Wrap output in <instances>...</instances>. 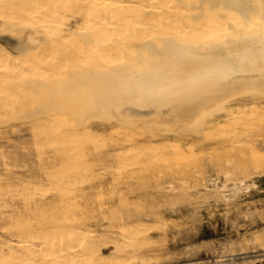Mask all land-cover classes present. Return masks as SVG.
<instances>
[{
  "label": "bare ground",
  "instance_id": "obj_1",
  "mask_svg": "<svg viewBox=\"0 0 264 264\" xmlns=\"http://www.w3.org/2000/svg\"><path fill=\"white\" fill-rule=\"evenodd\" d=\"M13 1L32 19L25 26L0 22V264H161L147 255L150 228L86 229L78 213L96 204L79 199L87 189L112 194L140 184L132 177L108 181L104 172L137 163L141 143L165 142L186 156L182 141L243 119L264 122V0ZM87 87L81 110L91 117L72 127L57 124L60 113H74L67 100L28 115L7 110L13 96L23 104L77 89L81 98ZM43 119L41 147L26 151L23 129ZM259 130L252 163L233 183L253 196L264 195V123ZM108 131L102 163L88 164L96 144L87 151L77 138ZM16 132L22 137L13 139ZM44 182L56 187L54 196L33 198ZM227 187L222 178L197 191L220 192L226 202ZM59 213L72 215L59 223L46 217Z\"/></svg>",
  "mask_w": 264,
  "mask_h": 264
},
{
  "label": "rangeland",
  "instance_id": "obj_2",
  "mask_svg": "<svg viewBox=\"0 0 264 264\" xmlns=\"http://www.w3.org/2000/svg\"><path fill=\"white\" fill-rule=\"evenodd\" d=\"M13 2L6 0L3 3L0 22L25 26L32 19L31 15L21 14V6ZM88 90L91 89H84L81 98L75 94V89L53 97H26L23 104L20 98L13 96L7 101V110L9 114L28 115L31 110L46 103L67 100L72 103L74 113H60L57 120V124L65 129L91 117V114L81 110L88 103ZM76 102L81 110L79 113H75ZM2 120L6 121V118ZM45 122L44 119L34 120L23 129L25 138L19 142L26 147V151L36 152L41 147L37 137L45 129L42 125ZM263 123L243 119L234 126L182 141L186 156L168 151L165 142L137 145L140 153L137 163L130 161L127 168L118 170L115 166L104 173L109 172L106 175L108 181H112L113 177H132L141 183L112 194L87 189L80 202H94L96 206L87 209V214L78 213V224L99 233L108 229L118 230L122 226L144 225L150 228V250L147 255L161 264H190L194 260L203 264H264V195L253 196L245 186L235 188L233 185L243 180L246 171L241 170L252 163L253 140L262 134L259 127ZM105 134L108 135L109 131L97 133V138L91 141L85 136L77 138V145L87 151L96 144L97 155L85 157L88 164L102 163L107 146L103 141ZM21 137L18 132L12 135L13 139ZM260 138L258 152L264 158V134ZM58 145L63 151L68 144L61 139ZM95 159L97 161H93ZM16 169L23 171L20 164ZM222 178L223 184L228 186L224 192L228 201H224L220 192L197 191L208 185L209 181H220ZM55 189V186L44 182L43 186L30 193L35 199H49L56 193ZM119 211L125 220L119 219ZM70 215L59 213L46 217H55L59 223L62 217ZM257 238L262 240L258 241ZM111 250L105 251L109 253ZM220 259L225 261L217 262Z\"/></svg>",
  "mask_w": 264,
  "mask_h": 264
}]
</instances>
